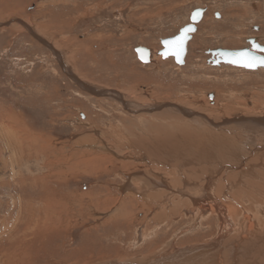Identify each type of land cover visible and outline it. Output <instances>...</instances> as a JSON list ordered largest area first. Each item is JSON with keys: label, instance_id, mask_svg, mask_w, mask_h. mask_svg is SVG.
<instances>
[{"label": "rangeland", "instance_id": "rangeland-1", "mask_svg": "<svg viewBox=\"0 0 264 264\" xmlns=\"http://www.w3.org/2000/svg\"><path fill=\"white\" fill-rule=\"evenodd\" d=\"M201 8L184 64L157 55L160 41ZM249 37L264 45V0H0V264L150 263L170 246L218 238L216 218L184 211L212 178L211 195L228 215L239 190L229 182L250 160L229 171L220 152L206 173L197 159L184 167L178 156L182 172L198 169L181 175L136 145L146 141L149 150L180 129L190 137L177 141L185 155L194 139L199 147L221 142L206 132L212 126L262 130L264 69L208 66L204 53L243 48ZM137 46L150 50V63L138 60ZM247 144L264 151V142ZM153 176L175 195L143 188ZM245 203L264 221V198ZM228 240L222 264H238L226 260Z\"/></svg>", "mask_w": 264, "mask_h": 264}, {"label": "bare ground", "instance_id": "bare-ground-1", "mask_svg": "<svg viewBox=\"0 0 264 264\" xmlns=\"http://www.w3.org/2000/svg\"><path fill=\"white\" fill-rule=\"evenodd\" d=\"M201 10L203 11V9H201ZM189 21H190V16H189ZM197 23H195L194 26ZM190 24H191V22H190ZM195 31H196V29H195ZM192 34L193 33H190V35H192ZM160 44H161V42H160ZM261 45H263V44H261ZM186 51H187V46H186ZM149 53H150V61H151L153 58V55L150 51H149ZM157 55H159V54H157ZM159 56H161V55H159ZM169 57H171V56H169ZM169 57H166V58H169ZM166 58H163V59H166ZM183 64H184V59H183ZM241 69H243V68H241ZM209 98H211V97H209ZM209 124H211V123H209ZM242 126L243 125L241 124V122L237 121L236 124H234L232 127L226 128L225 131L229 132L227 135L226 134L224 135L222 133L223 130L220 131L221 130L220 127L212 126L211 129L208 128V131H206L207 133L217 136L212 141H214L216 143V142H218L217 141L218 138H220L221 142H218V143H216L217 145H214V143L211 142V140H205L202 143V147H199V145L201 143L200 140L194 139L191 144H192V146L195 145L196 147H191V151L189 153H186L185 154L186 156L183 154H181V155L179 154L177 141L180 142L179 143L180 147H182V145L187 144L190 137H187L186 135H188L189 132H186V131L183 132L180 129H178V131L174 135H170V139L162 140L160 138H155L157 140H155V142L153 144L151 143L152 145H155V147L150 148L149 150H148V148L151 145H149L148 143H145L146 141L143 143L142 142L137 143L138 145H136V148L140 149L141 151L146 152L145 154H147L151 159L159 160L160 162H162L164 165H167V166L172 167L174 165V168H173V169H175L173 171L174 173L181 171V168H182L181 166L186 167V165L190 164L191 160L194 161L196 159H197L196 161L198 163L204 164L203 166H200L199 172H206L207 173L209 171L208 169H211L213 167V165H208V163H211V162L214 163L215 160L219 159L217 154L220 152L221 153L224 152L226 154V160L228 159L227 162L230 161L229 162L230 164L227 163L226 166L224 165L225 167L223 166L225 169L227 167L226 170L230 171V170L238 169L241 166L244 167L246 160H250V162L253 164L248 168L246 167V169L244 167V169H242L244 171L240 172L239 178L237 180L235 179L232 182H229L230 187H235V188H238L239 190L244 188V190H245V193H243L242 191L236 190L231 194L233 197H230V198L235 205V209L229 211L228 215H230L234 219V220H232L233 224H230V222L228 221L227 217H229V216L226 214L225 209L223 207H220V205L217 203V201L211 195L212 184L214 183L212 178L206 179V181H205L206 184H204L205 186L202 187L203 188L202 189V196L200 198L191 197L189 199V203H190L191 207L188 211H184V214H186V215L188 214V216L191 214V215H194L198 218H203V219L207 218L208 216L216 218V225L219 229V237L218 238H216L213 242L194 246V247L188 248L186 250H180L179 251V250H175V248L173 246H170L168 248V250L165 249V250H163V253H160L159 255L157 254L158 256L156 257V259L154 261H152L150 263H146L145 260L138 261V262H140V264H222V259H221V255L219 252L220 242L225 240L227 236L229 237L228 243L230 244V250L227 251V253L225 254L226 260L228 258L233 262H237L238 264H264V221L259 220L253 214L252 209H249L248 205L244 206L241 204V201H242V203L246 202L247 204H251L253 206L252 203L254 202V198H257V199L258 198H260V199L264 198V172H263L264 171V165L262 167L259 166L260 163L264 162V160H263L264 159V151L257 153L255 150L257 148L249 149L247 147V145H248L247 141H249L251 143H255V144H258V143L261 144V142H264V135H262V133L264 132V127L262 126L263 127L262 130H259V131L254 130V131H250L249 133H247V132H245L246 129H245V131L242 129ZM245 126H248V125L246 124ZM185 130H188V129L185 128ZM225 131H223V132H225ZM231 136L236 138V143L234 141H231L228 138V137L231 138ZM245 140H246V142L243 143ZM239 141H241L242 144ZM206 142H210V143H208V145L205 146L204 143H206ZM144 143H145V147H144ZM147 144L149 145V147ZM213 145H214V148H217L216 152L214 149H211V147H213ZM230 149H231V151H230ZM217 150H218V152H217ZM263 150H264V148H263ZM204 151H206V152L213 151L214 153H212V154L211 153H203ZM247 153H250L251 155L247 156ZM254 153H257V155H255ZM178 156L179 157L184 156L183 160L181 159L182 162H180V164H181L180 168H178V166L176 164H174V162L178 158ZM189 156H191L190 159L188 158ZM221 158H223V157H221ZM171 162H173V164ZM218 164H219V162H218ZM194 167H196V166L194 165L193 167H191V169L184 170L183 172L181 171L180 172L181 175L188 170L189 171L190 170H192V171L198 170L197 168H194ZM223 167H222V169H223ZM253 170H254V172H253ZM234 171H236V170H234ZM234 171H233V173H234ZM238 171H240V169H238L237 172ZM199 172L197 171V173H199ZM225 172H227V171H225ZM180 173H179V175H180ZM255 176H257L259 178V182L257 180H256L257 183L247 180V178L253 179V178H255ZM243 179H245L246 183L242 182V181H244ZM141 181H143V182H141L140 184L145 182L144 184H146L145 185L146 187H143V186H140L137 184L139 187V188L137 187L138 189H140V187H143V188L148 189V190L153 189L155 192H157L155 189L160 187L159 185H163L165 190H167L169 192V194L166 196L167 199L171 198L173 195H175L172 193L173 191L171 189L168 190L167 185L162 178H158L156 176H153V177L148 178V180L142 179ZM182 181H184V180H182ZM186 184H187V182H186ZM183 186H185L184 183H183ZM186 188L191 189V187H189V186ZM136 191H138V190H136ZM161 191L162 190H159L157 193H159ZM170 191H172V192H170ZM149 192H151V191H149ZM174 192H176V190H174ZM151 196H153V194ZM156 196H157V194L156 195L154 194V197H156ZM241 197H245V199L241 198ZM180 199H182V198H180ZM254 205H256V204H254ZM239 206H241V208ZM173 210H175V209H173ZM242 210H246L247 213L246 214L244 213L242 215L241 214ZM234 212H236V216H234ZM255 212H256V210H255ZM258 212L259 213L263 212V214H264V209L258 210ZM259 215H261V214H259ZM262 216L264 218V215H262ZM237 231H239V232L235 233ZM237 234H239V237H237ZM238 241L240 243L242 242L241 247H243V249L245 250V252L243 251L244 253L239 251L240 245L238 244ZM225 255H224V257H225ZM212 262H214V263H212ZM229 264H234V263L229 262Z\"/></svg>", "mask_w": 264, "mask_h": 264}, {"label": "water", "instance_id": "water-1", "mask_svg": "<svg viewBox=\"0 0 264 264\" xmlns=\"http://www.w3.org/2000/svg\"><path fill=\"white\" fill-rule=\"evenodd\" d=\"M203 11L201 9H195L191 13L190 25H186L179 30V33L171 38L161 40L162 50L158 51V54L163 58L173 57L177 65H183V59L186 53L187 42L191 39L190 33L195 32L194 24L199 22ZM167 42V43H166ZM246 46L237 50H228L224 48H207L204 50L207 56L206 65L218 67L220 65L234 66L243 68L246 70H258L264 68V66H256L253 68L242 66L239 61L241 57L240 53H247L250 57L264 58V45L257 42V39L250 38L245 41ZM149 49L141 46H137L134 52L137 55L138 60L143 64L150 63ZM213 97V95L209 96Z\"/></svg>", "mask_w": 264, "mask_h": 264}, {"label": "snow or ice", "instance_id": "snow-or-ice-1", "mask_svg": "<svg viewBox=\"0 0 264 264\" xmlns=\"http://www.w3.org/2000/svg\"><path fill=\"white\" fill-rule=\"evenodd\" d=\"M239 56L241 57L239 63L244 67L264 66V58L250 57L247 53H240Z\"/></svg>", "mask_w": 264, "mask_h": 264}, {"label": "flooded vegetation", "instance_id": "flooded-vegetation-1", "mask_svg": "<svg viewBox=\"0 0 264 264\" xmlns=\"http://www.w3.org/2000/svg\"><path fill=\"white\" fill-rule=\"evenodd\" d=\"M201 9H202V8H201ZM193 11H194V10H193ZM193 11H192V12H193ZM192 12H190V17H191V13H192ZM204 13H205V9L203 8V13H202V16H201V18H200V20H199L200 22H201V20H202V18H203V16H204ZM189 24H190V21H189V23L186 24V25H189ZM186 25H185V26H186ZM183 27H184V26H183ZM183 27H181V28H183ZM181 28H179V30H180ZM195 28H196V25H195ZM197 29H198V27H197ZM197 29H196V30H197ZM179 30H178L175 34H173L172 36H169V37H166V38H163V39H168V38H171V37L175 36L176 34H178ZM191 37H192V36H191ZM247 39H250V37L247 38ZM187 44H188V43H187ZM162 48H163V47L161 46V50H162ZM240 49H241V48H240ZM186 54H187V51H186V53H185V56H186ZM185 56H184V57H185ZM171 58H172V57H171Z\"/></svg>", "mask_w": 264, "mask_h": 264}]
</instances>
